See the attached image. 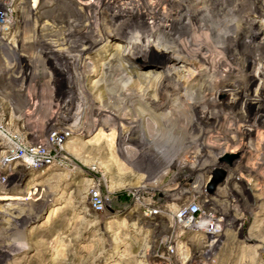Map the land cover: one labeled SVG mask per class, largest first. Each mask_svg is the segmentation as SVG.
Listing matches in <instances>:
<instances>
[{
	"label": "rangeland",
	"instance_id": "374dc122",
	"mask_svg": "<svg viewBox=\"0 0 264 264\" xmlns=\"http://www.w3.org/2000/svg\"><path fill=\"white\" fill-rule=\"evenodd\" d=\"M81 2L16 0L14 24L0 32V110L6 113L12 128L23 131L31 140L44 141L51 130L59 129L62 133L58 153L67 158H60V167L36 171L19 165L0 167V175L16 174L7 183H0V196H4L0 210L10 215L0 217V240H10L12 231L20 235L18 240L12 238L10 248L0 250V258L7 256L3 264H164L153 250L159 238L170 233L177 208L193 199H209L222 216V236L210 263L201 258L205 244L200 236L187 232L178 237V244L188 241L192 245L193 260L187 264H264V78L256 77L254 87L253 82L242 79L214 99L215 88L210 92L202 85H212L221 64L223 74L229 71L231 62L225 66L223 63L234 56L226 53L216 66L190 63L199 78L187 95L164 89L150 99L148 104L157 107L159 127L152 129L146 124L131 131L128 123L140 118L133 113L92 116L94 106L99 112L101 105L107 104L96 86L107 53L102 48L84 62L79 59L73 70L66 62L67 47L60 45V15L83 12ZM251 4L252 0H246L239 8ZM255 5L257 11L264 7L259 1ZM251 18L264 29V17L254 13L243 16L236 30L255 31L245 23ZM119 32L125 35L124 29ZM208 32L193 30L181 43L191 48L209 44L212 35ZM243 33L236 38L245 36ZM122 44L116 41L110 50L115 53ZM253 50V62L245 69L262 73L260 53L257 48ZM178 60V65L183 64ZM119 62L114 61L115 67ZM126 64L134 72L125 73L130 78L129 85L133 81L130 91L142 90L143 74L155 73L153 86L165 74L151 51H140ZM121 77L119 73L116 79ZM179 82L174 78L168 84ZM253 88L258 90L262 108L256 115L252 109L245 113L253 116L257 129L248 127L254 131V138L245 145L238 137L239 129L245 126L238 106ZM187 103L198 108V113L188 110ZM66 104L82 113L76 126H72L73 120L66 122L60 112ZM221 112L222 126L216 127ZM144 117L146 121L149 118ZM122 135L156 141L122 144ZM201 139L206 147L199 142ZM1 151L0 146V154ZM217 157L221 163L216 162ZM222 170L223 180L211 191L215 172L222 175ZM228 178L231 183L226 187ZM93 181L101 184L105 194L122 200L114 205L116 211L94 213L90 209ZM133 188L141 190L139 200L132 199ZM144 203L159 205L164 212L146 217L139 209ZM58 205L63 207L47 221L50 207ZM16 216L17 220H9ZM175 229L183 231L181 226Z\"/></svg>",
	"mask_w": 264,
	"mask_h": 264
},
{
	"label": "bare ground",
	"instance_id": "6f19581e",
	"mask_svg": "<svg viewBox=\"0 0 264 264\" xmlns=\"http://www.w3.org/2000/svg\"><path fill=\"white\" fill-rule=\"evenodd\" d=\"M5 1L6 4L11 5L14 0ZM82 1L81 4L85 7L83 12L76 11L74 14L67 13L60 15V45L67 47L64 50L68 51L67 53L64 52L67 57L66 62L72 66L73 70H75L76 61L78 62L79 59H83L82 61L84 62L86 57L89 58L88 56L102 48L107 53L100 79L96 82V86L100 90L103 100L107 101V104L101 105L99 112H97L98 109L94 106L91 112L92 116H102L108 113L113 116H119L125 113H133L136 116H140V118H133V121L128 123L131 131L139 130L140 126H146V124L152 129L156 128V126L159 127L157 107L155 110L151 104H148V102L150 103V99L157 97V93L164 89L169 90L171 93L187 95L189 91L193 90L191 86L196 82L197 77L199 78V74L197 75L195 70L191 69L190 63L199 61L208 63L210 66H216L222 63V54L226 53L234 56L232 60L227 59L223 63V66H225L227 61L231 62L229 71L223 74L220 71L221 64L219 70L215 72L216 74L212 79L213 82H211L212 85H202L206 91L210 92L215 88L216 91L212 93L214 99H217L219 94L242 79L250 80V82H253L254 87L256 77L260 75L264 78V71L258 73L249 72L248 69H245L253 62L254 57L252 58V55H255L256 51L253 50L254 52H252L254 48H257V51L260 53L258 56L259 60L264 64V29L262 28V24L257 20L253 21L251 18L245 21V23L249 24V28L255 31L243 33L240 28L236 30V25L240 26L242 24L243 16H246V14L255 13L257 17H264V7L260 11H257V6L255 5L258 1L264 5V0H252V4L245 9H240L239 7H242L246 0ZM237 15L239 17L237 18L238 21H235V24L234 20ZM122 29L125 30V35L119 32ZM204 29L211 33V43L199 45L197 48H191L187 44L181 43V40L189 37L193 30ZM93 31H96V33H93ZM242 33L245 36H237L238 38H236V35H242ZM116 41L123 44L114 53L110 49H114V42ZM140 51H151L157 55L158 62L164 69L165 74L161 76V79L158 80L155 86L152 85L155 73L149 72L148 74H143V76H140L141 78L144 77L142 90L130 91V85L133 81L131 79L129 85L130 78L125 76V73L133 74L134 72L128 70L126 63ZM116 59L121 61L117 66L118 68L114 65ZM178 59L182 60L183 64L178 65ZM119 73L120 75L122 74V77L116 79ZM92 75H95V72ZM174 78L179 79L180 82L169 85L168 81ZM257 93L258 90L251 89L250 92L245 94V97L238 106L240 119L245 123V126L239 129L238 137L245 145L253 140L254 131L257 130L255 129V123L253 124L252 122L253 116L251 115L252 117H250V115L245 114L247 109H252L254 115L261 111V100ZM185 106H187L188 110L198 113V108L192 103H187ZM214 106L219 107L220 105L214 103ZM72 109L70 105L66 104L60 107V112L65 116L66 119L64 120L66 122L73 120L72 126H76L78 122L80 123L79 115L82 113H79L80 109L75 111ZM214 110L216 109L214 108ZM220 111H222V108ZM145 115L149 116V118L146 117L148 118L147 121L144 117ZM235 117L237 116L235 115ZM221 118L222 112L221 117L215 121L216 127L222 126ZM250 126H254V131L248 128ZM263 137L264 135L261 138L263 139ZM134 140L142 144L154 143L156 141L154 138L147 139L145 137L139 140L132 137L129 138L126 135L121 136L122 144L124 142L128 144ZM202 140L199 142L205 146ZM244 151L240 153V157H243ZM216 162L221 163V158L217 157ZM230 183L231 180L228 178L226 187ZM201 187L203 188V186ZM198 191L202 192L203 189L200 188ZM2 198L4 196H0V199ZM61 207L63 206L50 207L47 221ZM4 213L6 214L5 211L0 210V217ZM7 215L9 213L4 215V217H7ZM17 218L18 216L13 219L10 217L9 220L15 221ZM18 236H20L18 231H12L10 240H0V250L10 248L13 244L12 238L15 237L18 240ZM11 250L15 251L16 248ZM6 257L0 258V264H3L7 260ZM145 263L142 262L141 264Z\"/></svg>",
	"mask_w": 264,
	"mask_h": 264
},
{
	"label": "built area",
	"instance_id": "2783aa9c",
	"mask_svg": "<svg viewBox=\"0 0 264 264\" xmlns=\"http://www.w3.org/2000/svg\"><path fill=\"white\" fill-rule=\"evenodd\" d=\"M14 0L11 5L6 4L5 0L0 2V32L10 29L13 26ZM6 4V5H5ZM61 132L55 128L51 130L46 139L31 140L27 134L10 126L6 113L0 110V167L10 168L19 165L25 170L36 171L45 167H60L63 161L60 158L66 157L58 153L60 147ZM14 173L0 175V183H7ZM105 194L99 182L93 181L89 189V205L94 213L106 211H116V206L122 200L118 196ZM132 199L139 200L141 190L133 188L130 192ZM140 202V201H138ZM140 211L146 217H153L163 213L162 207L144 203L140 206ZM222 216L218 215L209 199H193L177 208L173 216V224L170 226V233L159 238L154 254L160 257L164 264H187L193 260L192 245L188 241L178 244L177 238L187 232L195 233L200 236L205 244L201 252V258L205 263L214 260L219 239L222 236ZM159 226V223L157 224ZM183 227L181 233L176 232L175 227Z\"/></svg>",
	"mask_w": 264,
	"mask_h": 264
},
{
	"label": "water",
	"instance_id": "95a60500",
	"mask_svg": "<svg viewBox=\"0 0 264 264\" xmlns=\"http://www.w3.org/2000/svg\"><path fill=\"white\" fill-rule=\"evenodd\" d=\"M225 176V172L222 170V175H221V172L220 171H216L215 174H214V178L210 184V190L212 191L213 188L216 186L217 183H219L221 181V179L223 180Z\"/></svg>",
	"mask_w": 264,
	"mask_h": 264
}]
</instances>
